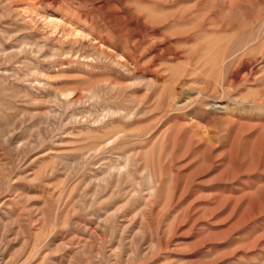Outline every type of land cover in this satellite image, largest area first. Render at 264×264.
<instances>
[{
    "label": "rangeland",
    "instance_id": "1",
    "mask_svg": "<svg viewBox=\"0 0 264 264\" xmlns=\"http://www.w3.org/2000/svg\"><path fill=\"white\" fill-rule=\"evenodd\" d=\"M0 264H264V0H0Z\"/></svg>",
    "mask_w": 264,
    "mask_h": 264
},
{
    "label": "bare ground",
    "instance_id": "2",
    "mask_svg": "<svg viewBox=\"0 0 264 264\" xmlns=\"http://www.w3.org/2000/svg\"><path fill=\"white\" fill-rule=\"evenodd\" d=\"M248 47V46H247ZM239 51V50H238ZM242 54V53H241ZM239 55V54H238ZM228 57V61H231V60H233V59H235V54H230L229 56H227ZM237 58V57H236ZM225 60V59H224ZM224 63V62H223ZM223 63H222V65H223ZM228 63H230V62H228ZM227 63V64H228ZM226 64V63H225ZM194 85V84H193ZM202 94H200L199 96H201ZM198 96V95H197ZM198 99V98H197ZM200 99V98H199Z\"/></svg>",
    "mask_w": 264,
    "mask_h": 264
}]
</instances>
